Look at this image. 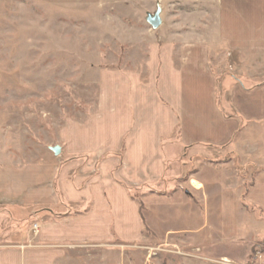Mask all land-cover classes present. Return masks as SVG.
<instances>
[{
	"label": "rangeland",
	"instance_id": "374dc122",
	"mask_svg": "<svg viewBox=\"0 0 264 264\" xmlns=\"http://www.w3.org/2000/svg\"><path fill=\"white\" fill-rule=\"evenodd\" d=\"M155 15L152 29L147 20ZM220 20V0H0V255L19 252L22 264H264V205L243 199V216L222 219V206L208 200L222 187L205 180L229 167L219 161L208 169L202 146L190 152L179 144V126L163 143L158 183H118L134 208L114 194L117 207L136 214L140 228L124 234L122 220L111 217L110 234L99 241L50 240L62 221L92 209L91 200L66 203L62 188L77 185L78 165L96 157L70 149L90 135L81 128L91 117L107 128L101 95L110 73L146 82L162 54L201 47L217 83H230L235 75L224 74L235 58L220 42ZM110 158L120 165L122 150L100 154L94 171ZM237 165L242 194L250 173L264 183V163L259 171Z\"/></svg>",
	"mask_w": 264,
	"mask_h": 264
},
{
	"label": "crops",
	"instance_id": "0c3cea01",
	"mask_svg": "<svg viewBox=\"0 0 264 264\" xmlns=\"http://www.w3.org/2000/svg\"><path fill=\"white\" fill-rule=\"evenodd\" d=\"M220 5V42L235 58L232 72L224 76L232 73L235 78L231 76L232 82L227 80L220 86L210 66L209 50L201 47H189L172 57L162 54L160 63L151 64L160 69L149 74L146 82L134 73H110L101 95V108L106 101L108 104L107 128L99 127L101 119L91 117L81 128L90 135L78 138L70 149L75 155L96 152V157L88 165H78L77 185L64 182L62 188L66 203L91 200L92 209L62 221L60 233L56 227L50 231V240L99 241L109 236L112 218L115 225L122 220L119 228L124 234L140 228L136 214L127 215L117 207L114 194L129 206L131 202L118 183L143 186L159 182L165 170L163 143L176 126L180 127L179 144L185 150L202 146L203 156L211 159L206 162L208 169L213 170L211 163L219 161L229 167L223 170L227 175L205 180L208 185L212 182L222 187L208 193V200L211 197L222 206L218 209L222 219L243 216V199L264 205V183L259 174L254 178L249 174L252 185L243 194L236 177L237 164L248 163V169L257 170L255 165L264 163V0H220ZM120 149V165L116 158H110L94 171L100 154L116 156ZM45 232L50 233L48 229ZM0 264H22L21 254L3 253Z\"/></svg>",
	"mask_w": 264,
	"mask_h": 264
},
{
	"label": "water",
	"instance_id": "95a60500",
	"mask_svg": "<svg viewBox=\"0 0 264 264\" xmlns=\"http://www.w3.org/2000/svg\"><path fill=\"white\" fill-rule=\"evenodd\" d=\"M149 25L152 27V29H157V27L159 26V19H158V15H155V17L149 18L148 20ZM50 151L55 155L58 156L60 154V148L59 147H54V148H50Z\"/></svg>",
	"mask_w": 264,
	"mask_h": 264
},
{
	"label": "built area",
	"instance_id": "2783aa9c",
	"mask_svg": "<svg viewBox=\"0 0 264 264\" xmlns=\"http://www.w3.org/2000/svg\"><path fill=\"white\" fill-rule=\"evenodd\" d=\"M38 230V229H37ZM37 230H36V232H37Z\"/></svg>",
	"mask_w": 264,
	"mask_h": 264
}]
</instances>
